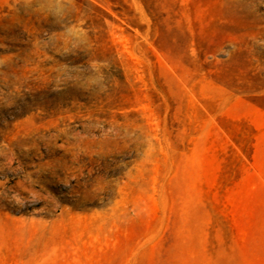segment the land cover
Segmentation results:
<instances>
[{"label": "rangeland", "instance_id": "374dc122", "mask_svg": "<svg viewBox=\"0 0 264 264\" xmlns=\"http://www.w3.org/2000/svg\"><path fill=\"white\" fill-rule=\"evenodd\" d=\"M0 264H264V0H0Z\"/></svg>", "mask_w": 264, "mask_h": 264}]
</instances>
